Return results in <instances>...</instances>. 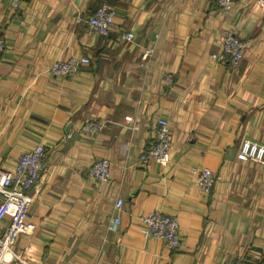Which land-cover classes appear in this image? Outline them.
Wrapping results in <instances>:
<instances>
[{
  "label": "crops",
  "instance_id": "obj_1",
  "mask_svg": "<svg viewBox=\"0 0 264 264\" xmlns=\"http://www.w3.org/2000/svg\"><path fill=\"white\" fill-rule=\"evenodd\" d=\"M103 4L115 12L108 35L86 22ZM227 31L246 41L236 67L213 57ZM0 32V169L38 143L47 168L32 188L35 227L15 250L29 247L36 264H264V159L236 156L245 139L264 143L257 0L230 9L213 0H0ZM71 56L89 62L55 76L52 63ZM158 117L168 121L170 159L143 164ZM90 120L101 127L85 131ZM103 157L110 174L97 181L87 169ZM194 167L216 173L208 193ZM153 210L178 218L180 249L142 232Z\"/></svg>",
  "mask_w": 264,
  "mask_h": 264
},
{
  "label": "built area",
  "instance_id": "obj_2",
  "mask_svg": "<svg viewBox=\"0 0 264 264\" xmlns=\"http://www.w3.org/2000/svg\"><path fill=\"white\" fill-rule=\"evenodd\" d=\"M221 9H230L234 0H213ZM258 4L264 7V0H257ZM114 10L109 5L98 6L95 11L88 15L86 22L90 30L94 33L108 35L114 23ZM132 32H125L122 37L131 39ZM246 41L232 31H227L222 37V49L214 53L220 61L236 67L243 58ZM4 49V38L0 32V57ZM148 50L142 55L146 57ZM89 62L85 56H71L67 59H59L52 63L51 72L55 76L65 77L75 74L82 64ZM167 83L172 82L170 74L165 76ZM126 120L131 121V115H125ZM154 138L148 149L139 156V161L145 163L149 159H154L161 165H166L170 159L171 134L168 121L163 117L155 120ZM101 127L96 120L87 121L83 125L85 131H95ZM136 129V125H132ZM45 147L38 143L30 149L23 151L17 157L11 169H0V264H36L29 256V247L25 246L21 250H15L13 245L17 238L34 229L35 224L28 219V213L33 201L32 188L40 175L46 171L44 162ZM239 160L252 159L261 161L264 159V143H258L245 139L241 142L236 153ZM197 176V186L201 192L208 193L216 180V173L208 167H194L192 169ZM89 177L97 181H106L110 174V161L103 157L94 160L87 169ZM122 204L121 199H117L115 207ZM7 219L6 223H4ZM142 232L145 235L163 240L172 250H178L183 245L180 232L179 220L176 216L153 210L143 217ZM120 224V216L113 214L110 217L108 228L117 231ZM233 264H253L243 258H237Z\"/></svg>",
  "mask_w": 264,
  "mask_h": 264
},
{
  "label": "trees",
  "instance_id": "obj_3",
  "mask_svg": "<svg viewBox=\"0 0 264 264\" xmlns=\"http://www.w3.org/2000/svg\"><path fill=\"white\" fill-rule=\"evenodd\" d=\"M95 11V10H94Z\"/></svg>",
  "mask_w": 264,
  "mask_h": 264
}]
</instances>
